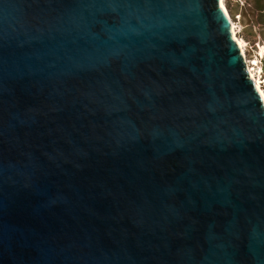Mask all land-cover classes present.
Masks as SVG:
<instances>
[{
	"label": "water",
	"instance_id": "1",
	"mask_svg": "<svg viewBox=\"0 0 264 264\" xmlns=\"http://www.w3.org/2000/svg\"><path fill=\"white\" fill-rule=\"evenodd\" d=\"M0 264H264V100L220 0H0Z\"/></svg>",
	"mask_w": 264,
	"mask_h": 264
},
{
	"label": "rangeland",
	"instance_id": "2",
	"mask_svg": "<svg viewBox=\"0 0 264 264\" xmlns=\"http://www.w3.org/2000/svg\"><path fill=\"white\" fill-rule=\"evenodd\" d=\"M224 7L234 23L235 34L244 42L245 56L251 73L259 80L264 92V68L262 56L264 54V38L256 35V26L253 27L249 16L244 15L246 0H224Z\"/></svg>",
	"mask_w": 264,
	"mask_h": 264
},
{
	"label": "trees",
	"instance_id": "3",
	"mask_svg": "<svg viewBox=\"0 0 264 264\" xmlns=\"http://www.w3.org/2000/svg\"><path fill=\"white\" fill-rule=\"evenodd\" d=\"M243 14L249 16L253 27L256 26V35L264 38V0H246ZM262 67L264 68V54Z\"/></svg>",
	"mask_w": 264,
	"mask_h": 264
},
{
	"label": "bare ground",
	"instance_id": "4",
	"mask_svg": "<svg viewBox=\"0 0 264 264\" xmlns=\"http://www.w3.org/2000/svg\"><path fill=\"white\" fill-rule=\"evenodd\" d=\"M220 2H221V5L223 6L225 12L227 13V16H228L230 22H231V28H232L233 35H234V37L237 39V41H238V43H239V45H240V48H241V50H242V52H243V54H244V56H245L244 42H243V40L239 39V38L237 37V35L235 34L234 23H233L232 20L230 19L227 10H226V8L224 7V4H223L224 0H220ZM245 59H246V56H245ZM246 61H247V60H246ZM247 65H248V64H247ZM248 69H249V66H248ZM249 72H250V75H251V77L253 78V80H254V82H255L257 88H258L259 91L261 92L262 97H263V100H264V92H263L262 89H261V86H260L259 80H257L256 77L251 73L250 69H249Z\"/></svg>",
	"mask_w": 264,
	"mask_h": 264
}]
</instances>
